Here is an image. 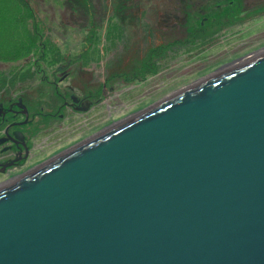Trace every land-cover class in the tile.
<instances>
[{"label": "water", "instance_id": "obj_1", "mask_svg": "<svg viewBox=\"0 0 264 264\" xmlns=\"http://www.w3.org/2000/svg\"><path fill=\"white\" fill-rule=\"evenodd\" d=\"M0 264H264V50L1 188Z\"/></svg>", "mask_w": 264, "mask_h": 264}, {"label": "rangeland", "instance_id": "obj_2", "mask_svg": "<svg viewBox=\"0 0 264 264\" xmlns=\"http://www.w3.org/2000/svg\"><path fill=\"white\" fill-rule=\"evenodd\" d=\"M27 1L46 29H42L40 36L29 23L28 29H12V36L8 30L6 35L0 32V48L6 53L24 44L23 47L29 50L26 56L16 60H0V70L5 72L12 68L19 76L33 70L38 73V79L33 78L21 88L26 86L28 89L31 85L43 90L39 76L55 72L59 67L50 63L48 52L42 57L45 48L52 45L64 59L74 57L86 48L88 56L99 60L96 64L99 76L104 74L106 65L110 71L106 78L108 84L113 85V91L107 104H111L115 112H112L109 127L160 103L226 65L264 50L263 19L237 29H192L198 24L188 23L184 3L180 1ZM165 14L170 17H164ZM111 19L121 26L123 35L116 36L118 40L109 44L107 29ZM174 21L177 25H173ZM35 34L39 39L32 42ZM40 37L46 38L45 45L40 43ZM28 42L34 45L31 49ZM108 58L113 61L108 62Z\"/></svg>", "mask_w": 264, "mask_h": 264}, {"label": "flooded vegetation", "instance_id": "obj_3", "mask_svg": "<svg viewBox=\"0 0 264 264\" xmlns=\"http://www.w3.org/2000/svg\"><path fill=\"white\" fill-rule=\"evenodd\" d=\"M162 1L184 3L188 23L198 24L192 29H237L257 19H263L264 23V0ZM177 23L174 21L173 25ZM107 30L109 44L118 40L116 36L123 35L121 26L113 19ZM85 49L67 59L50 57V63L59 67L50 74L41 73L39 82L43 90L31 85L28 89L25 85L21 88L33 78L38 79V73L33 70L25 79L12 68L0 70V189L94 137L112 123L115 109L107 104L113 91L106 78L109 68L106 65L104 74L99 76L96 70L99 60L88 56ZM53 53L59 55L55 48Z\"/></svg>", "mask_w": 264, "mask_h": 264}, {"label": "trees", "instance_id": "obj_4", "mask_svg": "<svg viewBox=\"0 0 264 264\" xmlns=\"http://www.w3.org/2000/svg\"><path fill=\"white\" fill-rule=\"evenodd\" d=\"M1 2L2 6L0 5V32H3V34L6 35L5 31L8 30L9 33H11L10 35L12 36V29H28V24L30 23L32 29H37L40 32V36L41 34L43 35L42 29L46 28L44 27L42 21L35 16V13L27 0H0V3ZM40 38V43H42V45H45L44 43L47 42L46 38ZM37 39H39V36L38 34H35L31 41L36 42ZM23 46H19V49H16L18 47L11 48L9 53H6V50L0 48V60H16V58L26 56L29 50L27 48H24ZM27 46L31 49L34 45L31 42H28ZM53 49L54 48L52 47V45L50 48H45L44 51H42V57H44V53L45 55H47L48 52L51 58H61L59 55L53 53ZM29 73V71L24 72L21 79H25L26 76L29 75Z\"/></svg>", "mask_w": 264, "mask_h": 264}, {"label": "bare ground", "instance_id": "obj_5", "mask_svg": "<svg viewBox=\"0 0 264 264\" xmlns=\"http://www.w3.org/2000/svg\"><path fill=\"white\" fill-rule=\"evenodd\" d=\"M261 52H262V51H261ZM259 53H260V52L255 53V54H253V55H251V56H249V57H247V58H244V59H242V60H238V61H236V62H233L232 64L226 65V66H224L223 68H221L220 70H218L217 72H215V73H213V74L221 73V72H223V71L229 69L230 67L236 65L237 63H239V62H241V61H244V60H247V59H249V58H252V57L258 55ZM199 81H200V80H199ZM199 81H196V82H194V83L196 84V83H198ZM183 89H184V88H183ZM176 93H177V92H176ZM176 93H175V94H176ZM173 95H174V94H173ZM171 96H172V95L168 96L167 98H169V97H171ZM167 98H165V99H167ZM165 99H164V100H165Z\"/></svg>", "mask_w": 264, "mask_h": 264}]
</instances>
